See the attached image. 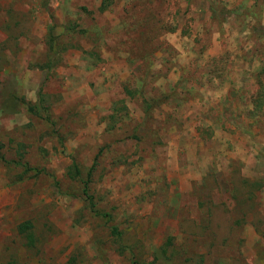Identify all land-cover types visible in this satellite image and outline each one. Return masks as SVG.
Masks as SVG:
<instances>
[{
	"label": "rangeland",
	"instance_id": "obj_1",
	"mask_svg": "<svg viewBox=\"0 0 264 264\" xmlns=\"http://www.w3.org/2000/svg\"><path fill=\"white\" fill-rule=\"evenodd\" d=\"M0 264H264V0H0Z\"/></svg>",
	"mask_w": 264,
	"mask_h": 264
},
{
	"label": "trees",
	"instance_id": "obj_2",
	"mask_svg": "<svg viewBox=\"0 0 264 264\" xmlns=\"http://www.w3.org/2000/svg\"><path fill=\"white\" fill-rule=\"evenodd\" d=\"M52 27H53V25L50 24V25H49V31H50L49 33H50V36L52 35ZM51 39L54 40V39H53V36H51ZM30 109H31V108H30ZM87 189H88V186H87V184H86V185H85L84 192H85L86 195L91 199L92 196H90V194L88 193V190H87ZM25 225H26V224H25Z\"/></svg>",
	"mask_w": 264,
	"mask_h": 264
}]
</instances>
